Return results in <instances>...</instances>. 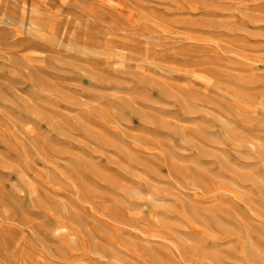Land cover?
<instances>
[{
  "label": "rangeland",
  "instance_id": "1",
  "mask_svg": "<svg viewBox=\"0 0 264 264\" xmlns=\"http://www.w3.org/2000/svg\"><path fill=\"white\" fill-rule=\"evenodd\" d=\"M0 264H264V0H0Z\"/></svg>",
  "mask_w": 264,
  "mask_h": 264
}]
</instances>
